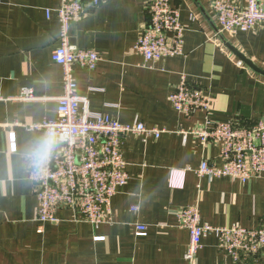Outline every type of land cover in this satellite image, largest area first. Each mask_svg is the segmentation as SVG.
<instances>
[{"label":"crops","instance_id":"0c3cea01","mask_svg":"<svg viewBox=\"0 0 264 264\" xmlns=\"http://www.w3.org/2000/svg\"><path fill=\"white\" fill-rule=\"evenodd\" d=\"M61 1L0 3V264H188L189 234L178 227L177 214L194 204L203 224L258 229L264 222V173L246 183L199 178L202 162L223 165L219 148L190 134L202 129L205 113L187 118L169 102L185 75L189 87L211 97L215 121L249 125L264 119V75L250 67L264 73V23L235 35L222 32L212 8L217 0H169L185 29L183 53L151 68L133 53L148 22V0H101L71 25L70 45L100 57L95 71L73 67L77 92L88 99L89 109L163 134L146 142L131 134L122 137L129 181L111 199L110 224L95 230L63 209L56 213L57 223L36 221L25 157L39 135L25 127L57 118L62 69L50 55L58 46L54 11ZM46 10L52 11L49 18ZM23 88L48 100H8ZM135 225L146 227L144 237L135 235ZM196 264H264V249L236 263L209 235Z\"/></svg>","mask_w":264,"mask_h":264},{"label":"built area","instance_id":"2783aa9c","mask_svg":"<svg viewBox=\"0 0 264 264\" xmlns=\"http://www.w3.org/2000/svg\"><path fill=\"white\" fill-rule=\"evenodd\" d=\"M245 1V6H239L234 0L213 3L222 32L235 35L264 23V0ZM100 3L101 0H62L54 11L59 37L50 58L62 69V93L55 98L57 118L25 127L39 138L50 130L57 133V142L42 165L37 166L29 155L25 157L28 179L35 189L36 221L41 225L57 223L56 213L62 209L71 211L75 219H81L95 230L102 224H110L111 199L129 181L122 137L131 134L146 142L163 134V130L147 128L140 122L122 125L106 115L92 112L88 99L77 92L73 67L95 71L100 57L93 50L70 45V27L86 13L88 5L93 9ZM147 10L148 22L138 35L133 53L142 57L143 67L151 68L162 59L182 55L185 29L179 22L178 10L169 0H148ZM51 12L46 10L47 18ZM8 100L33 103L48 99L38 97L30 88H23ZM169 102L177 113L187 118L196 111L205 113L202 129L190 134L202 145L213 143L219 148L223 165L214 167L202 162L196 171L199 178H230L246 183L264 173V119L249 125L243 121H215L211 97L189 87L185 75L180 76L169 95ZM10 139V150L15 152L13 134ZM177 224L189 234L184 255L188 264H196L202 240L209 235L215 237L219 251L236 263L241 257L257 256L264 249V222L254 230L241 226L213 227L201 223L198 207L194 204L177 214ZM146 231L145 226L135 225L136 236L144 237Z\"/></svg>","mask_w":264,"mask_h":264},{"label":"clouds","instance_id":"9594fccd","mask_svg":"<svg viewBox=\"0 0 264 264\" xmlns=\"http://www.w3.org/2000/svg\"><path fill=\"white\" fill-rule=\"evenodd\" d=\"M57 142V133L50 130L44 136L38 138L27 150L28 155L32 158L37 166L42 165Z\"/></svg>","mask_w":264,"mask_h":264},{"label":"water","instance_id":"95a60500","mask_svg":"<svg viewBox=\"0 0 264 264\" xmlns=\"http://www.w3.org/2000/svg\"><path fill=\"white\" fill-rule=\"evenodd\" d=\"M247 65L250 66L249 63H247ZM250 67H251L252 69H254L257 73H260V74H263V75H264V73H262V72L259 71L257 68L253 67L252 65H251Z\"/></svg>","mask_w":264,"mask_h":264}]
</instances>
